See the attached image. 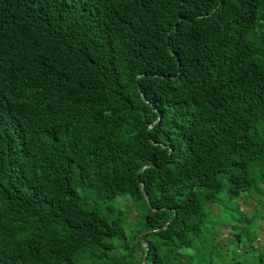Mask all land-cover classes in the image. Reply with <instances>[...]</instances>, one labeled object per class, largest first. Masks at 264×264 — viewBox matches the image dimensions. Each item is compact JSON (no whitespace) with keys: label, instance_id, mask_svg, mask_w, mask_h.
Segmentation results:
<instances>
[{"label":"trees","instance_id":"1","mask_svg":"<svg viewBox=\"0 0 264 264\" xmlns=\"http://www.w3.org/2000/svg\"><path fill=\"white\" fill-rule=\"evenodd\" d=\"M260 220L264 0H0V264H264Z\"/></svg>","mask_w":264,"mask_h":264},{"label":"rangeland","instance_id":"2","mask_svg":"<svg viewBox=\"0 0 264 264\" xmlns=\"http://www.w3.org/2000/svg\"><path fill=\"white\" fill-rule=\"evenodd\" d=\"M232 202H234V200H233ZM238 202H239V205H241V209H242V210L245 209V208L248 206V203H247V202H246V203H243L242 200H238ZM127 204H128V206H131L130 203H127ZM213 209H214V208H213ZM132 215H133V211L130 210L129 218H131ZM207 218H208V220L212 221V218H211L210 216H207ZM222 221H223L224 225H223L222 229H220V231H219V233H218V234H219V235H218V239H220V240L224 239V240H225V239H226V229H227V227H228V221H229V216H228L227 213L222 214ZM263 224H264L263 220H260V221L258 222V227H259V229L262 230V228H263V226H264ZM258 241H259V242L261 241L260 234H258Z\"/></svg>","mask_w":264,"mask_h":264},{"label":"water","instance_id":"3","mask_svg":"<svg viewBox=\"0 0 264 264\" xmlns=\"http://www.w3.org/2000/svg\"><path fill=\"white\" fill-rule=\"evenodd\" d=\"M144 166H145V165H144ZM140 189H141V191H142V193H143V196H144L145 200L147 201V194H146V192L144 191V189L141 187V185H140ZM167 223H168V222H166L162 227H165V226L167 225ZM141 263H142V260L140 261L139 264H141Z\"/></svg>","mask_w":264,"mask_h":264}]
</instances>
